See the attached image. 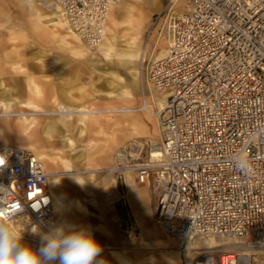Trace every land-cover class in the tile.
I'll list each match as a JSON object with an SVG mask.
<instances>
[{
    "label": "built area",
    "instance_id": "built-area-1",
    "mask_svg": "<svg viewBox=\"0 0 264 264\" xmlns=\"http://www.w3.org/2000/svg\"><path fill=\"white\" fill-rule=\"evenodd\" d=\"M65 27L91 50L104 40L119 0H49ZM168 0L166 55L147 81L166 95L158 113L161 159L133 158L126 147L116 172L140 184L156 177L155 224L181 246L210 236L264 247V0ZM164 11V10H163ZM161 13L153 18V26ZM130 150H134L131 148ZM0 221L53 227L52 189L43 160L0 145ZM130 158V159H129ZM243 162V165H242ZM230 252H206L185 264H239Z\"/></svg>",
    "mask_w": 264,
    "mask_h": 264
},
{
    "label": "rangeland",
    "instance_id": "rangeland-1",
    "mask_svg": "<svg viewBox=\"0 0 264 264\" xmlns=\"http://www.w3.org/2000/svg\"><path fill=\"white\" fill-rule=\"evenodd\" d=\"M161 1L163 10H168L170 6H167L168 1ZM186 3L187 0H179L173 8L174 12H181ZM132 7L136 10L139 9V4L136 0H119L113 6V13L111 12V14H113L114 24L108 19L105 31V37L110 44L104 41L107 45L101 44L98 49L89 51L69 37L67 31L57 27L53 21H49L54 14L53 6L49 0H0V71L3 67H11L10 63H6L4 58L5 49L7 52L12 50L25 53L22 43L25 44L26 41L23 42L14 38V35L21 29L20 26L34 39L36 38L37 29L41 32H46V38L47 31L53 29V34L58 35V40L66 48L74 54L85 57L87 60L93 59L94 61L91 73H87L86 90L88 94L97 99L94 104H108L107 108L96 109L94 106L90 107L86 104H80V101L70 99L71 106L65 107V110L75 113L70 115L69 119L74 123L83 120L85 131L80 138L74 134L72 136L69 135L70 139H72L71 141L75 143L73 146H70L68 140L63 141L56 134L55 140H53V143L50 142L51 144L48 148V151L53 153L52 158H56L55 163L46 164V167L49 171L57 174V183H61L60 193L65 201L70 203L68 213H75L77 217V220H67L64 230L82 228L86 224L95 226L92 234L102 244L103 252L101 253V258L107 260L108 264H142L132 260L135 255L141 258L153 255L159 260L160 255L163 254L162 251L158 249L148 251L143 250L146 245H132V240L141 239L147 243V246L155 248L156 243L152 242L146 235V226L150 227L152 229L151 232L155 235L165 238L160 228L154 226L157 199L155 175L152 174L147 182L140 184L132 172H128L130 177H127L125 171L113 172L108 177L106 176L107 173H105V170L114 169L119 149L126 147L127 152L133 158L140 157L142 160H148L149 149L154 145L161 144L157 126L159 105L155 104L153 98L159 92L154 90L147 81V68L149 63L155 60L156 54H159L160 50H166V37L163 32L159 35L154 48V53L156 52V54L151 57L152 53L149 50L146 51V47L150 45L151 36L150 33L143 36V33L147 28L149 30V26H151L150 10L159 8L151 5L146 7L143 12L141 11V14L144 13L142 18H139V14L136 15L134 19L136 21L140 19L139 23L141 25L139 29L135 27V30L132 31L130 29L133 26L132 19L129 16ZM42 27L46 30L42 29ZM22 37H24L23 34ZM29 41L30 45H35V42ZM159 45H162V47L158 48ZM142 46L145 47L146 52L144 59L141 57ZM28 51L35 55L37 47L30 46ZM104 51H107L108 55L105 56ZM81 52L88 53L87 55H81ZM97 56L101 59H97ZM7 60V62H11L10 59ZM30 71L34 73L33 70ZM2 81L4 82V79L0 77V91L5 88ZM134 81L139 85L137 89L133 84ZM6 89L11 90L10 88ZM75 94H78V92H75ZM14 96L19 97L17 95ZM114 101L118 102V105L112 108L110 104L115 103ZM23 102L24 100L19 103V101L14 102L0 98V145H9L7 143L15 139L16 145L14 147L23 149L30 144H35L39 148L41 133L38 138L32 140L24 138L21 134L22 127L17 114L25 113L27 118H33L37 122L38 112L44 109L43 107L24 106ZM34 104L37 105L35 102ZM146 104L153 105V109L150 108L144 111L143 108ZM55 109L59 110L58 107ZM36 125L37 129L41 131L40 124L37 122ZM133 147L136 150L139 149V152L130 150ZM96 161L98 162L97 164ZM67 164L69 167L66 166ZM106 182H112L115 185V194L112 198L114 209L107 211L109 216L115 214V219L107 216V221H104L106 227L109 224H115L119 241L114 244L111 243L104 229L96 227L103 224V221L99 219L97 209L89 202L91 193L97 194L100 202H102L103 196L108 195L103 189ZM58 191L59 186L57 194L63 201ZM74 200H79L87 211L84 212L77 209L72 204ZM3 225L14 227L22 232V243L31 246L36 251L42 246L41 237L43 235L61 229L62 226V224L61 226L57 225L54 226L53 230L45 231L38 227L35 228L27 220H18L8 224L3 223ZM30 228H33L32 232H29ZM168 242L171 243L170 240ZM211 242H217L222 246L210 248L208 249L209 252H230L239 256L249 253V264H264V254L260 253L259 250L249 249L245 241L239 238L202 237L195 239L192 245L188 243L180 247L179 245L171 244L170 247L173 248L175 254L181 256L178 264H185L189 259L199 256L195 254L197 250H193V246L208 247ZM122 258H125V263H121ZM44 264H47V262H44Z\"/></svg>",
    "mask_w": 264,
    "mask_h": 264
},
{
    "label": "crops",
    "instance_id": "crops-1",
    "mask_svg": "<svg viewBox=\"0 0 264 264\" xmlns=\"http://www.w3.org/2000/svg\"><path fill=\"white\" fill-rule=\"evenodd\" d=\"M162 5V1H161ZM160 5V6H161ZM161 13V17L156 25L153 26V18L155 15ZM150 25L149 30L148 28L143 33V36L150 33L151 36V42L148 47H146V51H150L151 57L154 54V48L157 39L159 38V35L163 32V35L166 37V50L169 47L170 44V38H171V21L172 16H168L166 11H163L162 9H151L150 13ZM175 15L177 12L175 11ZM41 26V25H40ZM20 30L14 35L15 39L26 41L25 44L22 43L24 52H17V51H9L5 49V55L4 58L6 60V63H10L11 67H3L0 71V77L4 79V86L5 88H10L11 90L15 92H21L19 99L20 100H27L28 93H29V85L27 83V78H31L33 83L38 86V88L42 91L44 99L41 100V102H36L37 107H43L44 110L39 111L37 115L38 123L41 126V131L38 129V135L41 133V144L39 145V148H41L43 151H45L48 155L52 157L53 153H50L48 151V148L50 147V142L53 143V140H55V135H59L56 132H53L52 134L49 133L47 130V127L50 122L59 123V121L62 118H66L65 115L55 114L56 110L55 108L58 107L59 110L61 107H70L71 101L70 99H73L74 101H80V104H86L87 106H94L96 109H106L107 105L102 104H94V102L97 101L96 98H93L91 94L87 93L86 87H87V73H91L92 67L94 64L93 59L87 60L85 57L79 56L77 54H74L71 50L66 48L63 43H61L57 36L53 34V29H50V31H47V38L46 32H41L40 30H36V38L30 37L28 32H26L25 29H22L23 27L20 26ZM42 29H45L42 27ZM46 30V29H45ZM149 31V32H148ZM22 34L24 37H22ZM144 38V37H143ZM49 41H48V40ZM35 42V45H30L28 42ZM33 40V41H32ZM48 42H47V41ZM51 45V46H49ZM36 46L37 51L35 55L33 53H29L28 48L29 47ZM51 47V48H49ZM162 47V45H159L158 48ZM59 51H58V49ZM20 53V54H19ZM23 53V54H22ZM156 53V52H155ZM146 55V52L144 54V57ZM143 57V59H144ZM155 57V56H154ZM99 57L97 56V59ZM10 59L11 62H7ZM101 59V58H99ZM35 62V63H34ZM37 64V65H36ZM35 66V68H34ZM10 68V70H9ZM35 69V70H34ZM33 70L34 73H32ZM91 87V86H90ZM1 89V88H0ZM28 91V92H27ZM75 92H78V94H75ZM115 103L110 104L112 108H114L116 105H118V102L114 101ZM79 103V102H78ZM53 108V109H52ZM111 108V109H112ZM53 111V112H52ZM46 112V113H45ZM48 112H52V114H49ZM64 134V132H61ZM7 144L9 145H16L15 139L10 140ZM27 147H24L25 149ZM98 162L96 161V164ZM59 191L61 190V183H58ZM115 187V185H114ZM114 187L111 188L108 195L105 197H102V202L99 201V196L97 194L91 193V198L89 199V202L91 205L97 209L98 211V217L101 221H103V224L98 225L96 227L104 229L106 232L109 240L112 244L118 242V232L115 227V224H109L108 227H106V224L104 221H107V211L109 209H114L113 206V195L115 194ZM80 189V188H79ZM83 192H85L83 189H80ZM61 194V193H60ZM89 195V193H88ZM63 203H64V210H63V216H62V226L61 229H64L67 220H77V217L75 213L70 214L68 213V208L70 206V203L65 201L63 195L61 194ZM72 204L79 210L86 212L85 206L79 201L74 200ZM115 219V214L109 216V218ZM88 228L91 232L93 231V227L90 224H86L82 228Z\"/></svg>",
    "mask_w": 264,
    "mask_h": 264
},
{
    "label": "bare ground",
    "instance_id": "bare-ground-1",
    "mask_svg": "<svg viewBox=\"0 0 264 264\" xmlns=\"http://www.w3.org/2000/svg\"><path fill=\"white\" fill-rule=\"evenodd\" d=\"M136 1L139 4V9L136 10L134 7H132V9H130V12H129V16H130V19H132L131 22H132V25H133L130 28L132 31L135 30V27L138 28V29L140 28L141 23H139V20H140L139 18H142L143 17V14L144 13L143 14H141V13L143 12V10L146 7H149V6L152 5V6H155V7L159 8V9H162L161 0H136ZM163 2H164V0H163ZM53 9H54V7H53ZM112 10H113V6L111 7V9H110V11L108 13L107 20L109 19V21L114 24V18L112 17L113 14H111ZM136 15L139 16V18H138L139 20L138 21H136L134 19V18H136ZM50 20L53 21L54 24L57 27H60L61 29H64L65 31H67L69 37L73 38L81 46H84L89 51H93L90 48H88L83 42H81L74 34H72L65 27L64 22L62 21V19L60 18V16L57 14V11L55 9H54V14L51 17V19H49V21ZM106 25H107V22H106ZM106 25H105V31H106ZM109 33H110V31H109ZM104 41H106L107 43L109 42V40L105 37V34H104V40H103V42ZM103 42L101 44H104V46L107 45L105 42L104 43ZM108 44H110V43H108ZM142 47L143 48H142V51H141V57L143 58L144 57V54H145L144 53L145 52V47L144 46H142ZM166 51L167 50H160L159 54L154 53V54H156V58L155 59L158 60V59L163 58L166 55ZM106 52L104 53L105 56L108 55ZM87 53L88 52H81V55H87ZM129 59H131V58H129ZM27 83H28L30 89H29V93L27 95L28 98H27V100H24L23 105L24 106L27 105V106L34 107L35 108V107H37V105H35L34 102L35 103L36 102H41V100L44 99V96H43L42 91L38 88V86L36 84L33 83L32 79L30 77L27 78ZM133 84H134L135 88L137 89L138 86H139L137 84V82L134 81ZM152 93H154V92H152ZM20 94H21V92H15L13 90H8V89L4 88L2 91H0V98L6 99V100H9V101H14V102L19 101V103H22V100L19 99ZM14 95H17L19 97H16ZM153 98H154L155 104L157 103L159 105V111L162 110L163 107L166 104V95H164L162 93H158V94L156 93L155 97L153 96ZM69 100H70V98H69ZM90 107H92V106H90ZM150 108L153 109V105H149V104L147 105L146 104V106L143 108V110L144 111H147ZM61 109L62 110L56 111L55 114L65 115L66 118H62L59 121V123H54L53 121L50 122L49 125H48V127H47V130L51 134L53 132L58 133L61 140H63V141L68 140L70 146H73V145H75V143L71 141L72 139H70L69 135L72 136L74 134L78 138L82 137V133L85 131L84 122H83V120L76 121V123L72 122L71 119H69V117H70V115H73V113H75V112H68L67 110H65L66 109L65 107H61ZM52 112H48V113L49 114H52ZM17 116L19 117V120H20V123H21L20 124L21 127H22V129H21V132L22 133L21 134L23 135V137L26 138L27 140H32L34 138H38V133L39 132H38L37 125H36L38 121L36 122V120L33 119V118L32 119L27 118V116H26L25 113H19V114H17ZM128 116H129V114H128ZM157 121H158V119H157ZM157 126H158V133L161 134V128L159 126V123H157ZM61 132H66V134H63ZM1 146H4V145H1ZM5 146H9V147L14 148V149H17V150H31L33 153H35L38 157H40L43 160L44 166H45V170L49 174V183H50V187L52 189V195H53V200H52L53 227L51 228V230H53L54 226H57V225L58 226H61V222H62L61 220H62L63 210H64V203L61 200L59 194H57V189H58V183H57L58 178H57V174L49 171L47 169V167H46V164H51L52 162L55 163V159L56 158H52L45 151H43L41 148H37L35 144H30L25 149H21V148L14 147V146H11V145H5ZM133 149H134V151L139 152V149L136 150L135 147H133ZM119 150H121V149H119ZM116 156H117L116 157L117 158V162L115 164L114 169L105 170V173H107V175H106L107 177L111 173L121 170V168L116 167V166L117 165H120V163H122L124 161V159L123 158H119L120 157L119 154H117ZM161 156H162V154H161V150H160V144L154 145V146H152L149 149V157L148 158H149V160H151V162H157V161H159L161 159ZM64 164H65V162H64ZM66 166H68V164ZM126 173H127V177H130L128 175V172H126ZM112 187H114V183H112V182H110V183L106 182V183H104L103 189L108 194L110 192V190H111ZM3 223H5V222L0 221V224L3 225ZM8 223H10V222H8ZM8 223H5V224H8ZM154 226L157 227V228H159L156 224ZM146 227H145V229L147 231L146 232V235H147L148 238H150L152 240V242L154 241L156 243V244L154 243L155 244V248L150 247L149 245L147 246V243L144 242L141 239L140 240H138V239L132 240V245H139V246L146 245V247L144 249L142 247L141 248L143 250H148V251L149 250H153V249H158V250L162 251L163 254L160 255L159 260H157L156 257H154L153 255H150L147 258H141L140 256L138 257L137 255H135L134 256V259H132V260L135 261V262H141L142 264H178L181 256H179V254H175L174 251H173V248L170 247V245L171 244L172 245H175L176 244V245H179L181 247V244L179 242H174V241L166 238L165 236H164L165 238H161L160 236H157L153 232H151L152 229L150 227H148V226H146ZM32 231H33V228H30L29 229V232H32ZM168 240H170L171 243H169ZM194 242H195V240L193 242H190L189 245H192ZM220 246H222V245L221 244H218L217 242H211L210 246H208V247H206V246L205 247H199L197 245V246H193L192 249L193 250H197V252H195V254L202 255L203 253L209 252L208 249H210V248L212 249V248H216V247H220ZM247 247L249 249L259 250L260 253L264 254V247H262V248H256V249L255 248H251L252 246H247ZM251 254H252V252H251ZM244 255L240 256V258H239V264H249V258H250L249 253L248 254H244ZM125 262H126L125 258H122L121 259V263H125Z\"/></svg>",
    "mask_w": 264,
    "mask_h": 264
},
{
    "label": "clouds",
    "instance_id": "clouds-1",
    "mask_svg": "<svg viewBox=\"0 0 264 264\" xmlns=\"http://www.w3.org/2000/svg\"><path fill=\"white\" fill-rule=\"evenodd\" d=\"M5 163L6 158L0 155V166ZM0 191L6 188L0 186ZM41 239L42 246L33 250L22 243V232L0 224V264H108L101 258L102 244L86 227L57 229Z\"/></svg>",
    "mask_w": 264,
    "mask_h": 264
}]
</instances>
